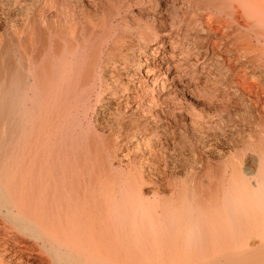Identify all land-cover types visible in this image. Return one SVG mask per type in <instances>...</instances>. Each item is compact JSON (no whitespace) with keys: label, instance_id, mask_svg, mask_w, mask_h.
<instances>
[{"label":"bare ground","instance_id":"6f19581e","mask_svg":"<svg viewBox=\"0 0 264 264\" xmlns=\"http://www.w3.org/2000/svg\"><path fill=\"white\" fill-rule=\"evenodd\" d=\"M134 1L1 49L0 264H264V0ZM154 92L233 102L228 141L142 158Z\"/></svg>","mask_w":264,"mask_h":264},{"label":"rangeland","instance_id":"374dc122","mask_svg":"<svg viewBox=\"0 0 264 264\" xmlns=\"http://www.w3.org/2000/svg\"><path fill=\"white\" fill-rule=\"evenodd\" d=\"M121 1L124 2L125 0H0V53L1 49L6 46L7 42H9L10 46L14 44V46L17 48V41L19 37H21V33H24L26 29H28L30 23L33 20L43 18L54 20V13L56 12V10H58L59 14H62L63 16L67 13L73 14L74 17L78 20H82V14L93 19L96 18V13L98 17L111 13L113 9L117 7V4ZM127 1L130 2L132 0ZM133 2L134 3L132 4V7L128 11V16H135L134 18H136V20L144 21L143 18L145 16L144 10L147 8L146 5L144 3H141L142 5L135 4L136 2L134 0ZM181 2L182 0H163L157 6V10L154 11V14H158L160 8L164 5L172 8L174 11H177L178 14H182L185 10H183L184 8H179ZM209 53L211 54V50H208V55H210ZM166 80H169V78H166ZM181 82H183V79L181 80ZM161 94L162 93L160 92H154L153 95L155 96V102L159 103H156L157 107L156 109H154V113H159L162 121L152 123L151 135L146 142L148 147H146L145 145L143 146L144 150L143 148L141 149L143 152L140 151L142 153L140 154L142 158H149L148 160H151L153 158L154 160L158 161V156H164L165 158L163 159L168 160L169 158L170 160L168 161L173 160L174 162L175 160L176 164L179 162L181 164V161H183L181 155L183 153L189 158L192 157L191 152L194 150L192 140L195 137V131L200 132V130L201 133L199 134H201L209 142L213 141L211 134H215L216 136L217 134H219L218 140L224 139L222 141L219 140L218 142L220 143L228 141L229 135H231V133H229L230 125L226 124L225 122H220L222 124L221 125L218 120L217 124L219 123L220 125V129L218 130L217 128L219 127H214L215 124L213 125V123L218 119L217 113H222L223 117H226V113H234L235 108L236 111H240L239 107H236L233 102L223 104L215 101L210 102L209 104L207 103L206 98H202L196 95L188 97L183 92H179L178 94L176 93V95H171V97L168 98V100H166L165 102V100H163L165 96ZM157 98L158 100H156ZM223 107H227L228 109L224 110ZM193 113H206L202 120L203 124L200 123L199 128L197 126L198 129H196L195 127L196 124H193L194 127L191 124L194 123L192 121ZM205 116H208V118ZM188 120H191V123ZM223 125L226 127H224ZM190 126L193 128H191ZM190 130L192 131L190 132ZM217 145L218 150L222 149L223 152L226 151V149H223L225 148V146H223L225 144ZM155 151L156 154L154 153ZM159 152L161 154L164 152L165 154H162V156ZM166 156H168V158ZM159 159L162 160V158ZM159 165L161 167L159 168V170H161L163 168V166H161L162 161ZM161 172H164V170ZM155 186L156 184L154 183L148 185L147 187L145 186L142 189L143 195L146 194L145 197L150 198L152 196V190L156 189Z\"/></svg>","mask_w":264,"mask_h":264}]
</instances>
